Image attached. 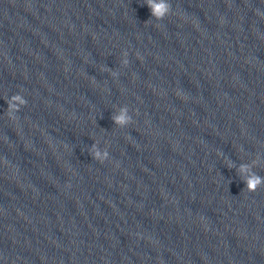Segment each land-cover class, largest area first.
Returning <instances> with one entry per match:
<instances>
[{
    "label": "clouds",
    "instance_id": "1",
    "mask_svg": "<svg viewBox=\"0 0 264 264\" xmlns=\"http://www.w3.org/2000/svg\"><path fill=\"white\" fill-rule=\"evenodd\" d=\"M145 3L149 7L151 11L152 18H155L157 21L163 20L166 16L171 14L172 6L168 2V0H145ZM123 56L125 59H123L122 63L123 65H127L129 63L128 59L126 58L128 56L127 52L123 53ZM137 57L139 58V53H137ZM112 76H116L117 73L115 71L111 72ZM7 115L10 119L15 120L16 116L14 113L18 112L22 106H25L27 104V100L20 94H14L7 100ZM114 122L121 128L131 124L133 122L132 116L129 114V108L127 105L123 106L120 110L119 116L113 117ZM90 153L93 157V159L99 161L100 163H103L105 160L108 159L109 153L107 151V148H105L103 151H100L94 143L92 145V148L90 149ZM256 164V161H253L252 165L248 164H242L239 167L240 173H249L251 170V167ZM229 167L232 165L229 164ZM264 186V177L252 172L245 181V189L248 192H254L258 188Z\"/></svg>",
    "mask_w": 264,
    "mask_h": 264
}]
</instances>
